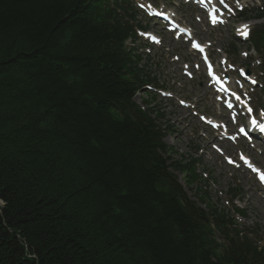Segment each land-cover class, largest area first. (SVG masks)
Returning <instances> with one entry per match:
<instances>
[{
    "label": "trees",
    "instance_id": "obj_1",
    "mask_svg": "<svg viewBox=\"0 0 264 264\" xmlns=\"http://www.w3.org/2000/svg\"><path fill=\"white\" fill-rule=\"evenodd\" d=\"M111 3L0 0V264H257L170 172L195 180L133 103L152 80Z\"/></svg>",
    "mask_w": 264,
    "mask_h": 264
},
{
    "label": "rangeland",
    "instance_id": "obj_2",
    "mask_svg": "<svg viewBox=\"0 0 264 264\" xmlns=\"http://www.w3.org/2000/svg\"><path fill=\"white\" fill-rule=\"evenodd\" d=\"M203 37L205 40H208L209 35L204 34ZM216 37L220 40V45L224 46L231 41V34L229 31H219L213 33L210 36V39L215 40ZM168 47L165 50H155L156 56H163V59H154L150 65L154 67L156 71L160 66H162V71L165 73L162 77V80L171 81L176 85L175 92L176 96L185 98L188 101L198 104V110L201 112H207L214 114V108L209 102V93L207 88L202 83L201 78H197L195 81L191 82L188 79H185L182 76L180 68L177 64L171 63V56L174 54H180L183 56V60L189 61L190 58L187 52V49L180 45L174 43L172 40H167ZM155 65H157L155 67ZM159 74V72H158ZM197 82V83H195ZM179 83V84H178ZM145 97L138 95L136 101L140 103L141 106L144 104ZM159 109L166 114V119L171 121L173 125V131L166 139L167 143L170 144L175 151L177 152L175 159L177 161L181 160V154H190L193 156V153L190 151V145L193 143L194 146L200 148V152L194 154L202 161V164L198 166V169L204 170V166H208L209 170L214 175V178L217 181L214 187L209 184V189L212 192V198L214 203L221 205L223 202L228 200L227 192L230 185H235L236 183L241 186L245 194L241 197L240 206L248 210V218L245 223L248 226L257 225L261 230L264 229V198L261 197L260 190L256 184H254L249 176L241 172H233L227 169L223 163V160L215 155L210 147V144L206 140V136L209 134L205 131L200 123H198L192 116L191 113L180 109L175 102L171 101H161L158 100ZM213 139V136L212 138ZM207 148L206 153H201L203 149ZM209 152L212 156L207 154ZM231 172L234 174L233 177L236 179H229ZM182 183H184V176L178 174ZM219 192H223V195L220 196ZM193 193V192H192ZM264 235V231L261 232Z\"/></svg>",
    "mask_w": 264,
    "mask_h": 264
},
{
    "label": "snow or ice",
    "instance_id": "obj_3",
    "mask_svg": "<svg viewBox=\"0 0 264 264\" xmlns=\"http://www.w3.org/2000/svg\"><path fill=\"white\" fill-rule=\"evenodd\" d=\"M220 3H221L222 5H224L225 8H228V5L225 4V0H220ZM236 5H237L238 7L240 6V5H239V0H236ZM141 7H143V5H141ZM229 11H230V9H229ZM212 23H213V24L217 23V15H216L215 13H214L213 16H212ZM248 30H249V25L245 24V25L242 26L241 31H242V34H243L245 37H247V35L249 34V33H248ZM153 39H156V38L153 37ZM157 42H158V41H157ZM192 46H193L194 48L198 49L200 52H204V50H205L204 46L201 45L198 41H194L193 44H192ZM244 55L246 56L247 53H244ZM205 59H207V57H205ZM222 62L226 63V61H222ZM197 67H198V66H197ZM209 67H211L210 64H209ZM189 75H190V73H189ZM218 82H219V80H218ZM252 82L255 83L256 81L253 80ZM233 96H235V98H236L238 101L241 100V97L238 96V95H236L235 92H233ZM181 103H184V102L181 101ZM244 103H245L246 111H247L249 114H252V113H253V109H252V107H251L246 101H244ZM231 106H232V105L229 104V107H231ZM259 115H260V116H264V109L260 110ZM250 126L253 127V128L258 129L260 132H264V123L259 122L258 119H257V117H256L255 115H251V124H250ZM239 131H240V133L243 134L245 137H248V132H247V130H246L245 127H241V128L239 129ZM213 147H216V145H213ZM218 151H222V150L218 149ZM227 159H228V162H229V163H233V164H235V161H233L230 157H228ZM240 159L243 160L244 163H246V164L248 165V167H249V168H250L255 174H257L259 181H260L261 183H264V171H262L261 169H259V168L255 167V166H253L252 163H251V161H250L246 156H244L243 154L240 155ZM2 203H3V201H0V204H2Z\"/></svg>",
    "mask_w": 264,
    "mask_h": 264
}]
</instances>
